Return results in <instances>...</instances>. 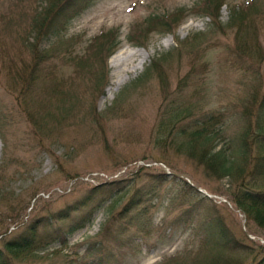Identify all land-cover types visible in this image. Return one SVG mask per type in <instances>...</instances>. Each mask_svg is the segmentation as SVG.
<instances>
[{
	"label": "rangeland",
	"instance_id": "obj_1",
	"mask_svg": "<svg viewBox=\"0 0 264 264\" xmlns=\"http://www.w3.org/2000/svg\"><path fill=\"white\" fill-rule=\"evenodd\" d=\"M46 1L0 0V253L5 254L6 240L27 238L24 229L41 222L32 248L19 257L8 254L7 264H176L177 258L190 264L207 252L200 242L216 218L236 240L225 264H264L259 247L264 229L240 214L232 199V183L256 179L264 188V173L245 178L250 164L243 157L241 175H225L210 156L208 166L219 173L213 177L196 159L206 157L204 148L188 149L190 156L156 127L161 110L180 101L189 116L173 132L204 114L222 113L231 135L242 131L243 114L253 125L257 121L255 109L264 104V54L247 62V75L252 69L257 74V97L247 100L249 80L231 54L235 29L228 25L226 6L246 0H222L216 21L198 10L204 0H92L66 28L43 38L42 60L33 57L24 36L33 42L31 18ZM256 3L245 34L264 53V0ZM178 9L179 26L172 32L159 33L157 26L139 40L131 38L146 30L149 14ZM107 30L117 35V49L98 54L109 39L94 36ZM201 31L203 36H192ZM162 53L171 54L165 66L163 61L138 82ZM12 62L15 68L35 63L36 80L25 94H20L22 82L7 74ZM45 112L54 117L44 115V121ZM259 123L264 125V113ZM138 161L162 162L165 168H138ZM123 166L126 180L102 187L87 206L57 218L60 210L93 191L86 180L90 172L110 175ZM166 171L170 174L161 182ZM136 190L142 194L139 204L119 215ZM241 248L256 254L235 252ZM217 258L221 264L226 260Z\"/></svg>",
	"mask_w": 264,
	"mask_h": 264
},
{
	"label": "trees",
	"instance_id": "obj_2",
	"mask_svg": "<svg viewBox=\"0 0 264 264\" xmlns=\"http://www.w3.org/2000/svg\"><path fill=\"white\" fill-rule=\"evenodd\" d=\"M90 1L92 0H47L46 7L34 15L32 19L31 30L34 33V41L29 42V48L33 57L44 60L46 55L39 50V43L42 38L64 28L68 22ZM254 2L255 0H252V2L247 6L231 4L228 7L231 13L228 25L235 29L234 40L235 51L237 53L236 57L240 58L241 61H245L249 57L254 56V54H252L254 51H256V53L260 56L263 55L258 44L251 43L250 39L245 34V32H249L248 21L250 20L252 11L255 10ZM221 3H224V1L204 0L202 4L198 5V10L201 12V15L211 16L216 21ZM183 11L184 10H181L182 13ZM178 18L179 9L169 15L151 13L146 18L148 21L146 24V30L138 32L135 36L136 38H133L139 40L141 35L150 34V32L154 31L157 26L161 27L160 31L162 32H172L179 25V23H177ZM204 33L205 31L196 32L192 36L201 37ZM102 36H106L107 39H109L107 43L108 46L101 47V49L97 51L98 54H102L103 50H110L112 52L114 47L117 45V37L115 33L112 31L105 32L101 34V37ZM141 43L142 41L139 44ZM167 54L168 53H162L159 56L153 57L150 65L145 68L143 74L137 79V81L140 82L146 79V77H148L153 70L159 69L161 65H163V61V66H165V63L169 60L167 57L171 55ZM80 61H83L82 58H80ZM80 61L77 63L82 64ZM34 65H30V63L24 64L23 67L19 69V78L12 76L13 81L19 79V81L22 82L20 94L28 92L30 90V85L36 79V75L34 74ZM241 65L243 64L241 63ZM27 74H33L34 77L30 76L28 79L25 76ZM256 97L257 94L255 90L251 99ZM262 101L264 102V94ZM182 103L183 102L180 101L178 106L169 105L164 111L161 110L156 124V127L161 134L167 132L172 143H179L180 146L185 149V152L188 149L196 150L199 149V147L204 148L207 151L206 157H196V159L203 163L206 170L209 171L213 177L215 176L218 178L219 173L214 170L212 171L210 168L211 166H208L210 156L217 159L219 164L218 167L225 175L230 173L241 175L243 166H238V162L240 163L242 161V163L245 164L242 159L243 157H246V164H250L249 168L245 169L243 173L244 177L246 176L251 178V174L253 173L259 174L258 177L263 175L264 154L262 153H264V125L259 123V119L261 118V114L264 113V104L255 109V117L257 118V121L254 125L249 122L247 115L243 114L242 117H239L240 121H244L245 123L241 128L242 131L239 133V130H237V132L231 135L226 132L227 126L222 113L201 115L199 118L192 120L186 125L180 124L176 129V132H173L174 127L181 120L189 116V114L188 116H184L183 112L185 111V108L182 106ZM44 115L52 116L50 112H45V114L42 113L44 121H46V117ZM53 117L54 115L52 118ZM32 120L34 121L33 118ZM56 120L58 119L56 118ZM227 133L233 136V138H230ZM187 154L193 156V154L188 151ZM232 184H234L232 193L234 196L232 198L234 204L240 208L248 218H251L254 222L260 224L264 229V188H261V184H258L256 179L253 183H250L244 182L243 177L239 184ZM99 190L100 188L95 187L92 192L88 193L79 200V204L86 205L90 203L93 194ZM69 213V207L62 209L59 211L57 218L65 219ZM36 230L37 221H33L24 229V231H27L29 234L28 236H25L27 238H20L19 235L13 239L7 240L4 243V248L7 253L5 255L0 253V264L8 263L6 261L8 254L14 257H19L27 253L25 251H29V249L33 246L32 243L36 240ZM226 231L227 229L221 221H219L218 218L214 219V225L207 231L208 235L206 240L200 242V247L205 249L207 252L201 258L192 261L190 264H221L217 255L224 258L226 256V260L223 264L227 263V258L229 259L233 253L236 240L229 236ZM259 247L264 251V245L259 244ZM241 250L246 256H253L255 255L254 253H256L251 249L248 250L247 248H241L235 252H239Z\"/></svg>",
	"mask_w": 264,
	"mask_h": 264
},
{
	"label": "bare ground",
	"instance_id": "obj_3",
	"mask_svg": "<svg viewBox=\"0 0 264 264\" xmlns=\"http://www.w3.org/2000/svg\"><path fill=\"white\" fill-rule=\"evenodd\" d=\"M138 51H139V50H136V51H134V52H130V53L127 55L126 59H127V60H132V58H133L136 54H138ZM118 60H119V59H118ZM142 63H143V59H140L139 64H142ZM124 70H125V71H128L129 69L126 68V67H124ZM117 83H120V82L118 81ZM114 85H115V84H114ZM114 85H113V86H114ZM113 86L108 87V88H107V92H110V91L113 89Z\"/></svg>",
	"mask_w": 264,
	"mask_h": 264
}]
</instances>
